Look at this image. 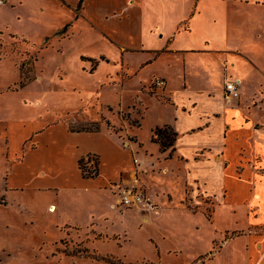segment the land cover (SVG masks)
<instances>
[{
	"label": "rangeland",
	"instance_id": "obj_1",
	"mask_svg": "<svg viewBox=\"0 0 264 264\" xmlns=\"http://www.w3.org/2000/svg\"><path fill=\"white\" fill-rule=\"evenodd\" d=\"M246 2L239 6L242 39H237L238 44L234 42L232 29L237 24L234 19L230 20V42L226 46L232 51L240 50L252 63L246 64L237 57L239 60L229 70L228 77H243L246 96L256 93L254 98L261 104L264 100V0ZM76 15L74 6L62 0H7L0 4V264L204 262L209 254L200 255L214 240L220 241L225 225H241L242 221L224 220L217 230L210 227L204 216L184 213L182 187L173 175L176 165L173 168L169 165L171 171L167 174L164 166L158 165V157L160 162L164 160L150 141L151 126L160 119L162 106L149 98L144 100L143 107L138 102L130 106L135 103L136 89L144 86L146 80L152 86L159 78H151L150 73L125 76L124 51L104 41L90 24L89 16L76 20ZM256 15L259 21L254 19ZM67 24V32L61 34ZM102 55L108 61H100ZM90 57L100 61L96 70L92 71L95 60ZM197 67L195 72L201 77L194 79L204 87L223 83L221 65L214 68L213 74L209 69L204 71L200 64ZM218 101L225 107L220 115L224 122L231 118V110L225 106V100L218 98ZM256 109L255 114L252 109L244 114L264 122V111ZM107 111L114 117H104V121L131 141L138 139L130 129L142 122L136 134L148 154L146 164L141 162L144 167L139 168L140 175L149 171L153 191L159 193L155 197L159 208L149 213L148 221L118 209L111 210L113 196L109 191L99 194L92 190L72 192L47 188L54 173L55 159L50 154L53 132L61 136L69 125L71 129L86 128L89 126L86 122L99 121ZM201 111H206L205 104ZM221 121L212 124L213 132H219ZM181 143L187 147L190 141L185 136ZM189 153L183 154L187 157L182 160L180 167L184 170L181 171L208 180L212 191L220 196L219 174L211 168L210 161L204 155L195 160L197 155ZM98 164L99 158L89 155L80 163V168L93 175L98 171ZM163 192L172 196L170 203L165 202L169 197ZM210 201L200 189L192 187L187 190L183 204L209 216L213 207L207 203ZM62 202H67V207ZM51 203L56 204L54 210L48 209ZM89 213L95 215L96 227L109 235L107 238L104 234L66 225L69 219L87 223ZM244 244L242 239L231 242L225 253L210 264H227V258H232L237 251L241 253L238 248Z\"/></svg>",
	"mask_w": 264,
	"mask_h": 264
},
{
	"label": "crops",
	"instance_id": "obj_2",
	"mask_svg": "<svg viewBox=\"0 0 264 264\" xmlns=\"http://www.w3.org/2000/svg\"><path fill=\"white\" fill-rule=\"evenodd\" d=\"M62 1L74 6L77 12L76 20L79 17L84 18L85 15L89 16L90 24L104 41L124 51L122 67L127 72H123L125 76H146L150 73L151 78L165 80L163 87L149 86L150 83L146 80L144 86L134 91L135 103L130 106L133 107L138 102L137 104L143 107L144 100L148 98L162 106L160 119L151 126L150 141L157 147L164 160L160 162L158 157V165L164 166L167 174L170 173L168 170L171 171L169 165L171 168L176 165L177 169L173 175H176L182 187L181 205L184 213L204 216L210 227L217 230L222 227L220 222L224 220L242 221L241 225H225L221 230L220 241L214 240L213 244L204 250L200 256L209 255L199 264H210L220 254L225 253L231 242L241 239L245 240V244L238 248L241 253L237 251L232 258H227L226 263L264 264V122L244 114L251 109L255 114L257 107L258 110L264 111V100L259 104L254 98L256 93L247 97V88L242 87L243 77L240 76L235 77L241 80L240 98L229 100L225 93V80L235 79L228 77L235 61L240 58L246 64L248 61L252 63L240 50L232 51L226 46L230 42V20L234 19V24H237L236 29H232L236 38L233 39L234 42L238 44L237 39H242L243 23L239 19L242 17L239 6H243L244 1L248 3L251 0ZM254 19L259 21V16H254ZM68 26L69 24L61 30V34L67 32ZM103 60L108 61L106 55L101 56L100 61ZM96 61L99 66L100 61ZM199 64L204 71L209 69L211 74L215 71L214 68L217 69L221 65L224 73L223 83L209 88L195 80L194 77H201L195 72ZM97 66L92 71L96 70ZM218 98L225 100V106L231 110V118L224 122L221 121L220 115L224 113L225 107L220 104ZM204 104L206 113L201 111ZM104 117L113 119L114 116L110 117L107 111L101 115L99 121L86 122L89 123L86 128L98 124L99 129H71L69 125L61 136L53 132L50 154L55 159L52 163L54 173L47 188L72 192L92 190L99 194L109 191L113 196L111 210L118 209L148 221L151 218L149 213L155 210H147L143 205L118 208L114 198L122 183L135 181L133 172L144 167L141 162L146 164L148 150L136 134L142 122L130 129L138 139L131 141L116 133L108 122L104 121ZM220 121L221 129L219 132H213L212 124ZM165 125L173 127L178 133L172 157H168L167 152H162L160 145L152 140L153 130ZM57 136L60 139H57ZM185 136L190 141L187 147L181 143L182 137ZM197 138L201 141L197 142ZM186 152L197 155L195 160H200V155H204L210 161L211 168L219 174L217 182L221 183L220 196L212 191L208 180L195 173L181 171L182 160L187 157L183 154H187ZM89 155L99 158L98 175L94 178L84 177L80 168V161ZM154 166L152 162L151 167ZM140 172L136 178L139 182L142 178L140 184L145 186L146 194L157 204L159 200L156 201L155 197H159V193L153 191V185L149 181L150 172L143 176ZM229 183L230 185H227ZM192 187L200 189L206 198L210 197L211 201L207 203L213 207L209 216L203 211L190 210L183 204L187 190ZM163 195L169 197L165 202L170 203L172 196L167 192H163ZM50 205L56 207L54 203ZM62 206L67 207V202H62ZM87 220L84 224L76 219H69L66 225L104 234L96 227L98 224L93 213L87 215ZM104 236L107 238L109 235Z\"/></svg>",
	"mask_w": 264,
	"mask_h": 264
},
{
	"label": "built area",
	"instance_id": "obj_3",
	"mask_svg": "<svg viewBox=\"0 0 264 264\" xmlns=\"http://www.w3.org/2000/svg\"><path fill=\"white\" fill-rule=\"evenodd\" d=\"M6 0H0V4L4 3ZM165 80L159 78L155 80L154 87H163ZM225 93L229 100H237L241 96V80L239 78L226 79L225 80ZM140 170L133 172L134 182L121 184L117 193L116 204L119 206H124L126 208L138 207L143 205L147 210H155L158 205L148 198L145 194V189L141 186L139 180L136 178Z\"/></svg>",
	"mask_w": 264,
	"mask_h": 264
},
{
	"label": "trees",
	"instance_id": "obj_4",
	"mask_svg": "<svg viewBox=\"0 0 264 264\" xmlns=\"http://www.w3.org/2000/svg\"><path fill=\"white\" fill-rule=\"evenodd\" d=\"M93 63H94L93 68H95L98 64V61L95 60ZM86 129H91V130L99 129V125L95 124L91 128H86ZM177 136H178V133L173 129V127H171L169 125H165L163 127H156L153 130L152 140L160 145V149L162 152H167L168 157H172V156H174V153H175V147L174 146H175ZM83 160L84 159H82L80 161V163ZM83 171H84V169H83ZM83 175L86 178H94L98 175V171L93 175H88L84 171Z\"/></svg>",
	"mask_w": 264,
	"mask_h": 264
},
{
	"label": "bare ground",
	"instance_id": "obj_5",
	"mask_svg": "<svg viewBox=\"0 0 264 264\" xmlns=\"http://www.w3.org/2000/svg\"><path fill=\"white\" fill-rule=\"evenodd\" d=\"M49 208H50V210H54L55 206L54 205H50Z\"/></svg>",
	"mask_w": 264,
	"mask_h": 264
}]
</instances>
